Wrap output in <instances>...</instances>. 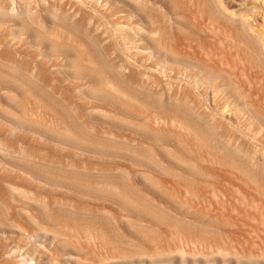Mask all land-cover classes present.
Instances as JSON below:
<instances>
[{
    "label": "rangeland",
    "instance_id": "374dc122",
    "mask_svg": "<svg viewBox=\"0 0 264 264\" xmlns=\"http://www.w3.org/2000/svg\"><path fill=\"white\" fill-rule=\"evenodd\" d=\"M0 264H264V0H0Z\"/></svg>",
    "mask_w": 264,
    "mask_h": 264
}]
</instances>
